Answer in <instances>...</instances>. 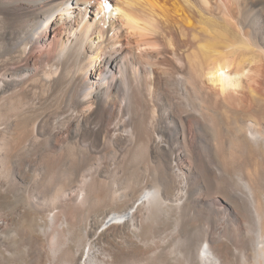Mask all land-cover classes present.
Returning a JSON list of instances; mask_svg holds the SVG:
<instances>
[{
  "label": "bare ground",
  "instance_id": "obj_1",
  "mask_svg": "<svg viewBox=\"0 0 264 264\" xmlns=\"http://www.w3.org/2000/svg\"><path fill=\"white\" fill-rule=\"evenodd\" d=\"M35 164L50 223L83 189L176 209L177 264H264V0H0V183Z\"/></svg>",
  "mask_w": 264,
  "mask_h": 264
},
{
  "label": "rangeland",
  "instance_id": "obj_2",
  "mask_svg": "<svg viewBox=\"0 0 264 264\" xmlns=\"http://www.w3.org/2000/svg\"><path fill=\"white\" fill-rule=\"evenodd\" d=\"M51 40L52 36L41 48L50 51ZM22 169L27 175L19 185L22 187L7 191L0 183V264H73L69 256L62 257L67 248L78 256V264H177L184 258L176 231V209L163 207L152 213L147 206H141L134 219L105 224L119 207L102 208L95 202L81 201L82 189V195L70 200L81 210L76 222L61 216L50 223L52 212L47 205L57 179H61V169L60 174L58 168L54 169L56 175L46 173L41 164ZM174 191L171 190V199L175 198Z\"/></svg>",
  "mask_w": 264,
  "mask_h": 264
}]
</instances>
